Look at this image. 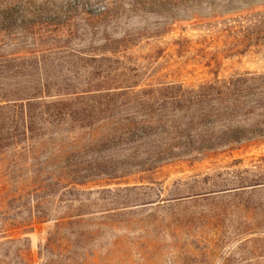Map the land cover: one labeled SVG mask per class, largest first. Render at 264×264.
<instances>
[{
	"label": "rangeland",
	"instance_id": "1",
	"mask_svg": "<svg viewBox=\"0 0 264 264\" xmlns=\"http://www.w3.org/2000/svg\"><path fill=\"white\" fill-rule=\"evenodd\" d=\"M0 264H264V0H0Z\"/></svg>",
	"mask_w": 264,
	"mask_h": 264
},
{
	"label": "trees",
	"instance_id": "2",
	"mask_svg": "<svg viewBox=\"0 0 264 264\" xmlns=\"http://www.w3.org/2000/svg\"><path fill=\"white\" fill-rule=\"evenodd\" d=\"M234 136H236V135H234ZM238 138H239V137H238ZM81 216H82V214H78V215H77V218H78V219H76V220H74V221L68 219L66 224H73V223H75V222H77V223H78V222H79V223L82 222L83 219H82ZM59 225H62V223H61V221H58V220H57V227H58ZM55 234H56V233H55ZM61 240H62V239L59 240V243H60V244H62V241H61ZM67 240H68V239H67ZM53 241H54V240H52V238H48V239H47V244H46V246H47L48 249L50 248V246H51L50 244H52ZM55 242H56V240H55ZM63 245H64V243H63Z\"/></svg>",
	"mask_w": 264,
	"mask_h": 264
}]
</instances>
